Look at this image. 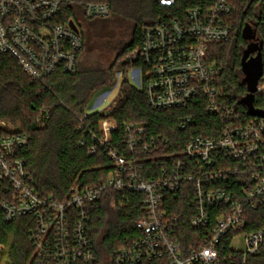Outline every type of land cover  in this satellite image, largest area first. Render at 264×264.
<instances>
[{"label": "built area", "instance_id": "1", "mask_svg": "<svg viewBox=\"0 0 264 264\" xmlns=\"http://www.w3.org/2000/svg\"><path fill=\"white\" fill-rule=\"evenodd\" d=\"M160 2L172 6L176 0ZM82 5L87 18L111 15L107 3ZM234 13L229 0H205L188 8L181 18L161 19L145 27L142 43L121 61L130 64L126 75L118 72L121 84L129 80L152 108L187 109L201 100L222 119L219 136L189 139L186 160H175L158 178L145 179L140 174L147 157H127L108 146L114 168L105 181L88 187L75 184L63 200L42 196L20 155L28 134L8 132L7 121L0 117V189L4 193L0 207L6 220L32 216L36 221L30 234L33 264L95 261L88 210L107 189L119 191L125 202L131 192L145 194V215L137 222L141 234L118 250L115 264H226L219 249L222 238L244 226L245 206L264 203V118H243L224 103L217 86L221 67L209 57L214 43L229 41ZM84 45L75 18L62 17L60 0H0V54L16 58L33 81H43L57 71L75 73ZM111 92L105 93L102 102ZM256 93L264 96V73ZM191 119L181 116L180 128H186ZM116 129L115 120L103 119L101 137L93 134L90 153L108 145ZM124 131L126 149L132 154L139 149L153 153L167 142L161 135H147L146 128L134 122L124 124ZM184 185L194 194L192 227H213L202 242L188 247L177 236L179 217L170 212L167 197ZM241 234L245 256L258 250L264 239L263 230Z\"/></svg>", "mask_w": 264, "mask_h": 264}, {"label": "trees", "instance_id": "2", "mask_svg": "<svg viewBox=\"0 0 264 264\" xmlns=\"http://www.w3.org/2000/svg\"><path fill=\"white\" fill-rule=\"evenodd\" d=\"M60 1L62 17L75 18L81 25L85 41L84 48L78 52L75 73L57 71L43 81H33L23 72L16 58L0 54V117L13 124L8 132L28 134V144L21 149L20 155L40 195L63 200L75 184L88 187L105 181L114 168L108 146L115 147L119 154L127 157H147L139 172L143 178L152 179L160 177L164 169L170 170L175 160H186L185 144L192 137L219 136L222 119L208 111L203 101L196 100L187 109H154L143 93L127 79L121 84L119 96L109 111H87L94 91L114 83L117 72L122 71L126 75L130 64L121 61L142 43L145 27L161 19L181 18L188 8L205 0H176L172 6L162 4L160 0ZM229 1L235 6L230 39L214 43L209 57L221 67L217 86L222 100L243 118L249 119L253 115L243 101L248 88L244 81L242 58L250 41L246 39L244 29L251 25L256 30V41L263 43L264 65V0ZM88 2L107 3L111 9L110 16L121 17L132 24L131 38L122 45L110 68H88L81 63L86 46L84 21L94 19L85 16L82 3ZM254 106L264 110L263 95L255 94ZM185 115L192 116V119L186 128L181 129L179 118ZM103 119L115 120L117 129L108 145L99 146L97 152L90 153V147L95 143L93 134L101 137L100 122ZM127 122L140 124L146 128L147 135H161L167 142L153 153L139 149L132 154L124 143V124ZM82 140L84 144H81ZM3 197L0 189V203ZM144 197L143 192L134 191L129 193L125 202L119 191L107 189L89 206V234L96 256L92 264H102L105 256H108V264H115L118 250L141 234L137 222L145 215ZM167 197L170 212L179 217L177 236L181 243L188 247L202 242L213 227L201 230L192 227L194 194L190 187L184 185ZM216 214H211L213 224ZM244 222L243 227L222 238L219 246L222 260H226V264H264V239L258 250L246 256L242 250L231 246L233 238L242 232L264 231V203L256 207L245 206ZM35 224L32 216L6 220L0 207V264H33L34 246L30 234Z\"/></svg>", "mask_w": 264, "mask_h": 264}, {"label": "rangeland", "instance_id": "3", "mask_svg": "<svg viewBox=\"0 0 264 264\" xmlns=\"http://www.w3.org/2000/svg\"><path fill=\"white\" fill-rule=\"evenodd\" d=\"M80 27L81 25L78 24ZM84 33L86 37L85 51L81 57V63L88 68H110L114 63L122 45L129 41L132 33V24L121 17L94 18L84 21ZM122 76L116 74L114 83L103 86L94 91L92 99L87 106L88 112H107L113 106L119 96ZM107 91H112L102 102ZM102 102V103H101ZM101 103V104H100ZM12 128L13 124L8 123ZM232 247L237 250L245 249L242 234H238L232 240ZM108 256L102 260V264H108Z\"/></svg>", "mask_w": 264, "mask_h": 264}, {"label": "water", "instance_id": "4", "mask_svg": "<svg viewBox=\"0 0 264 264\" xmlns=\"http://www.w3.org/2000/svg\"><path fill=\"white\" fill-rule=\"evenodd\" d=\"M244 35L250 43L245 49L242 58V69L245 74L244 81L248 88V93L243 101L247 105L251 115L264 118V110L257 109L254 106V97L258 89V83L264 73L262 57L263 43L256 41V30L251 25L245 27ZM256 52L257 54L254 55Z\"/></svg>", "mask_w": 264, "mask_h": 264}]
</instances>
